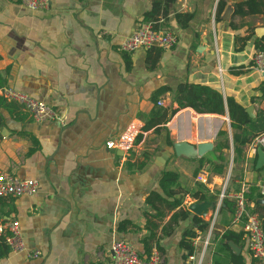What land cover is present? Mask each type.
<instances>
[{
  "label": "crops",
  "instance_id": "obj_1",
  "mask_svg": "<svg viewBox=\"0 0 264 264\" xmlns=\"http://www.w3.org/2000/svg\"><path fill=\"white\" fill-rule=\"evenodd\" d=\"M236 1L225 0L218 15L219 0L169 2L154 23L171 31L176 44L127 53L120 42L152 20L147 17L154 0H50L40 11L0 0V86L47 103L57 115L36 121L13 101L0 105V172L38 184L34 195L0 197V221L16 220L26 246L39 251L35 258L11 253L0 239V264H103L115 240L126 241L142 257L156 249L161 264H187L180 242L186 230H196L194 214L189 211L163 235L172 212L155 218L145 199L161 192L163 171L176 173L183 188L193 189L199 159L217 162V143L223 155L231 151L232 192L249 184L261 190L256 169L264 164L256 167L257 153L245 145L235 149L226 100L241 105L251 120L261 113L264 118L259 90L264 71L250 61L264 26L261 15H234ZM188 84L220 93L224 112L178 107L177 90ZM155 103L167 114L175 112L144 130L128 153L106 148L105 141L130 122L145 125ZM219 132L225 137L218 138ZM176 141L210 142L212 149L201 157L176 156ZM223 175H211L209 193H220ZM193 202L184 199L186 208ZM257 203L250 202V209L264 215V196ZM204 215L199 217L207 220ZM217 217L214 232L221 234L231 214L222 210ZM151 223L157 224L153 230ZM150 231L154 237L148 238ZM228 244L244 264H253L245 240ZM203 264L233 262L218 246L206 251Z\"/></svg>",
  "mask_w": 264,
  "mask_h": 264
},
{
  "label": "built area",
  "instance_id": "obj_2",
  "mask_svg": "<svg viewBox=\"0 0 264 264\" xmlns=\"http://www.w3.org/2000/svg\"><path fill=\"white\" fill-rule=\"evenodd\" d=\"M20 5L27 9L40 11L47 10L50 0H17ZM177 42L176 36L169 30L155 29L152 24L142 22L134 31L125 37L119 45L121 51L132 53L138 49L148 50L152 47L171 48ZM251 66L264 71V49L256 50L251 56ZM0 98L13 101L20 105L36 121L53 120L57 118L54 109L24 92L0 86ZM161 104V101L158 102ZM144 132L143 122L137 120L130 122L125 129L115 138L105 141L108 149L128 153L135 147L139 135ZM246 150L256 152L258 148L264 151V131L253 137L247 144ZM211 175L205 169L198 172L196 182L204 185L209 184ZM230 169H227L224 180L214 208V216L206 220L209 227L201 239V232L191 239L194 247L192 253L187 256V264H203L205 253L211 245L210 234L215 226V220L220 209L221 200L227 196L234 201V210L226 229H234L242 233L246 249L253 264H264V230L262 222L250 209V203L246 201L245 193L247 186H241L237 192H228V181ZM38 184L34 179H20L8 172H0V197L31 196L37 191ZM264 191V186L261 187ZM0 239L7 245L11 253H24L26 257L35 258L39 256L38 250L29 249L23 239L19 224L14 219L0 221ZM112 256L103 264H161V256L153 249L148 256L142 257L137 251L124 240H115L111 245Z\"/></svg>",
  "mask_w": 264,
  "mask_h": 264
},
{
  "label": "trees",
  "instance_id": "obj_3",
  "mask_svg": "<svg viewBox=\"0 0 264 264\" xmlns=\"http://www.w3.org/2000/svg\"><path fill=\"white\" fill-rule=\"evenodd\" d=\"M174 0H154L153 8L148 14L149 17L152 18L149 21L153 28L157 29L156 26V15L160 10L165 11V6L169 2H173ZM225 6V0H219L216 8V13H220ZM234 15H251L258 14L262 17V25L264 26V0H237L235 2V9L233 11ZM256 45L258 50L264 49V36H262L259 40H256ZM153 48V47H152ZM150 48V49H152ZM148 49V50H150ZM0 85L2 83L0 82ZM259 90L261 91V99L264 98V84L261 83L259 86ZM175 101L178 107H190L197 112H205V113H215L222 114L224 112L223 99L221 94L206 86L200 85H182L177 90V95L175 96ZM6 101L4 99H0V105L3 106V102ZM156 104V103H155ZM228 116L230 119V127L235 133H233V143L235 149L238 151V148H241L243 145L247 144L253 137L257 134L264 131V118L262 117L263 113H261L259 118L255 120H251L244 108L235 103L232 99L226 100ZM175 111H170L168 114L166 110L157 104L153 108L150 113V117L144 125V130H147L151 127H157V125L165 122L169 115H172ZM158 130V128H156ZM225 137L224 132H219L218 138ZM220 146L217 143L214 148V152L217 156V162L205 161L203 158L199 159L201 163V167H199V171L203 169L204 164L207 163L209 165V172L213 175H223L225 171V161L223 159V153L220 151ZM255 160H253V168H255ZM197 171V172H199ZM260 182L264 185V165L260 168L256 169ZM196 172V173H197ZM178 175L172 171H163L161 177L159 179V187L161 192L151 191L147 194L145 202L148 207L154 211L153 217L162 219L167 212H172L168 222L162 227V234H169L172 230L171 224L175 223L178 219L184 220L189 215V210L184 205L185 197L189 196L195 201H216L219 191H215L214 194L209 193L210 189L202 184L197 182L193 189L187 190L183 188L181 183L178 181ZM232 179V175L230 180ZM210 181V180H209ZM264 196V191L261 192L259 186L255 184H249L247 186V191L245 193V198L248 203L253 202L257 207L259 206L257 203V199ZM225 210L227 213L231 214L234 210V201L229 197L225 196L221 200L219 211ZM255 212L253 208L251 210ZM256 213V212H255ZM259 217L262 222V228L264 230V215H260ZM149 222V220L147 221ZM193 223L196 226V230L200 232H205L208 227V221L203 220L201 217L194 215ZM124 225H127L125 223ZM157 227V224L151 223V230ZM122 228V226H121ZM196 230H186L183 233L180 245L184 247L188 254L192 252V246L190 245L191 239L196 236ZM218 236V246H221L225 251L229 253V261L233 262V264H244L242 260L241 254H234L231 252L230 246L228 242L239 243L243 242L242 233L239 231H235L232 229H225L221 234L215 233ZM154 237L153 231H150L149 237ZM3 244V243H2ZM144 246L147 247L145 244ZM148 249V247H147ZM148 252V251H147Z\"/></svg>",
  "mask_w": 264,
  "mask_h": 264
},
{
  "label": "water",
  "instance_id": "obj_4",
  "mask_svg": "<svg viewBox=\"0 0 264 264\" xmlns=\"http://www.w3.org/2000/svg\"><path fill=\"white\" fill-rule=\"evenodd\" d=\"M173 153L176 156L201 157L204 153L212 149V143L204 142L197 145H191L184 141H176L172 144ZM256 167L264 164V151L258 148L256 150ZM210 201H195L187 206V209L194 215H204L207 209L212 205Z\"/></svg>",
  "mask_w": 264,
  "mask_h": 264
},
{
  "label": "rangeland",
  "instance_id": "obj_5",
  "mask_svg": "<svg viewBox=\"0 0 264 264\" xmlns=\"http://www.w3.org/2000/svg\"><path fill=\"white\" fill-rule=\"evenodd\" d=\"M231 151H227V156H225V155H223V159H224V161H225V163H228L227 164V168H225V172L227 171V169H230V175H232V168H233V164H232V155H231V153H230ZM225 172L223 173V174H225ZM209 175H213V174H211L210 172H209ZM224 176V175H223ZM223 183V182H222ZM234 186L232 187V186H230L229 187V185H228V188L230 189H232V190H235L236 188V184H233ZM228 189V191L229 192H232V190L230 189L229 190ZM215 204H216V201H214L213 203H212V205L207 209L208 211L205 213V215H204V217L206 216L207 217V220L208 219H210L212 216H214V208H215ZM218 214H220V211H218ZM218 214H217V216H218ZM206 221V220H205ZM215 221H218V217H217V220H215ZM207 231V230H206ZM206 231L205 232H202V235H201V239H202V236H203V234H205L206 233ZM210 240H211V245L209 246V249H208V252H210V251H213V250H215L216 249V247L218 248V236L215 234V232H214V227L212 228V230H211V234H210Z\"/></svg>",
  "mask_w": 264,
  "mask_h": 264
}]
</instances>
